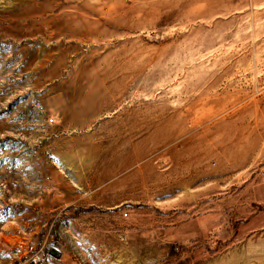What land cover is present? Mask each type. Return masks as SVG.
Instances as JSON below:
<instances>
[{
    "label": "rangeland",
    "instance_id": "374dc122",
    "mask_svg": "<svg viewBox=\"0 0 264 264\" xmlns=\"http://www.w3.org/2000/svg\"><path fill=\"white\" fill-rule=\"evenodd\" d=\"M0 264H264V0H0Z\"/></svg>",
    "mask_w": 264,
    "mask_h": 264
},
{
    "label": "bare ground",
    "instance_id": "6f19581e",
    "mask_svg": "<svg viewBox=\"0 0 264 264\" xmlns=\"http://www.w3.org/2000/svg\"><path fill=\"white\" fill-rule=\"evenodd\" d=\"M159 131H160V130H159ZM161 132H162V131H161ZM156 135H157V137H158V134H156ZM159 138H160V137H159ZM161 138H162V137H161ZM163 138H164V137H163ZM146 143H147V142H145V143L143 142L144 145H146ZM143 144H142V146H143ZM148 145L150 146L149 143H148ZM151 145H152V144H151ZM142 146H141V147H142ZM149 146H148V148H149ZM150 147H152V146H150ZM143 149H144V148H143ZM145 149H146V148H145ZM145 149H144L143 151H141V149H140L141 152L139 151V154H140L139 156H141V155H145V154H146ZM150 149H151V148H150ZM149 151H150V150H149Z\"/></svg>",
    "mask_w": 264,
    "mask_h": 264
}]
</instances>
